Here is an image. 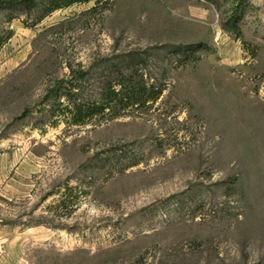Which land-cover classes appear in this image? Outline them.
Wrapping results in <instances>:
<instances>
[{
	"label": "rangeland",
	"instance_id": "rangeland-1",
	"mask_svg": "<svg viewBox=\"0 0 264 264\" xmlns=\"http://www.w3.org/2000/svg\"><path fill=\"white\" fill-rule=\"evenodd\" d=\"M64 1L0 0V264H264V0Z\"/></svg>",
	"mask_w": 264,
	"mask_h": 264
},
{
	"label": "trees",
	"instance_id": "trees-1",
	"mask_svg": "<svg viewBox=\"0 0 264 264\" xmlns=\"http://www.w3.org/2000/svg\"><path fill=\"white\" fill-rule=\"evenodd\" d=\"M74 1L75 0H66L63 3L53 4L48 10L51 11L56 7L68 5ZM245 3L246 0H238L237 5H235V8L228 17L229 21L236 22L240 19ZM176 47L183 52V57L181 59L183 61L188 60L197 49L196 45H179ZM171 49L173 50L174 47H167L165 53L167 54ZM134 61V56L123 59V61L121 60L116 66H121L123 62L126 67H130L128 72H124L121 69L116 77L110 75L106 84L101 86L98 90L99 95L97 99L86 106L83 105V102L76 99L79 89L74 91V86L71 84L64 94L68 99L65 108L70 114L72 122L84 123L86 118H91L106 110H114L115 114L118 115L121 114L122 108L126 106L136 103H145L149 99H157L163 91L162 87L155 88L154 83H147V80L143 79L142 74L136 73V69L133 67ZM255 264L263 263L257 262Z\"/></svg>",
	"mask_w": 264,
	"mask_h": 264
}]
</instances>
